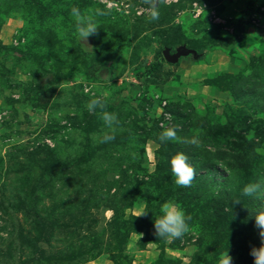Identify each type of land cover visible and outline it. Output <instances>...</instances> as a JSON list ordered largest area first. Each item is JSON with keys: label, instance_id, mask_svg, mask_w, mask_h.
I'll return each instance as SVG.
<instances>
[{"label": "rangeland", "instance_id": "obj_1", "mask_svg": "<svg viewBox=\"0 0 264 264\" xmlns=\"http://www.w3.org/2000/svg\"><path fill=\"white\" fill-rule=\"evenodd\" d=\"M155 3L150 21L145 0H0V264H222L228 253L253 264L264 0ZM73 6L110 9L88 46ZM180 46L198 55L167 61ZM93 98L104 109L89 113ZM102 110L115 113L112 129ZM167 127L176 139L161 142ZM177 151L194 169L187 187L171 173ZM248 183L260 185L253 196ZM167 200L191 225L170 242L153 227Z\"/></svg>", "mask_w": 264, "mask_h": 264}, {"label": "clouds", "instance_id": "obj_2", "mask_svg": "<svg viewBox=\"0 0 264 264\" xmlns=\"http://www.w3.org/2000/svg\"><path fill=\"white\" fill-rule=\"evenodd\" d=\"M148 4L147 17L150 21L159 19L160 11L155 0H145ZM110 9H95L92 12H84L80 8L73 6L70 9V16L74 21V36L82 44L88 46L89 36L95 34L99 26L97 17L107 15ZM93 51V50H92ZM89 113L96 109H104V103L99 98L90 99L86 104ZM99 118L103 121L105 128L112 129L117 122L115 113L107 110L99 112ZM113 137L105 134L101 137V142L110 141ZM159 141H174L176 139V130L172 127L164 128L158 136ZM196 141L193 140L192 143ZM171 173L174 182L178 186L187 187L194 175V169L189 161L188 156L177 151L169 159ZM260 185L256 183L245 184L242 188V194L245 196H253L259 190ZM148 210H142L136 216L145 214ZM153 213V212H152ZM255 227L259 230L261 244L259 247H253L250 255L253 257V264H264V211L257 212L254 215ZM190 217L186 215L184 209L175 201L167 200L160 204L158 215L153 214V227L155 236L165 242L182 238L191 229L189 224ZM222 264H232L231 257L228 253L227 259L222 260Z\"/></svg>", "mask_w": 264, "mask_h": 264}, {"label": "water", "instance_id": "obj_3", "mask_svg": "<svg viewBox=\"0 0 264 264\" xmlns=\"http://www.w3.org/2000/svg\"><path fill=\"white\" fill-rule=\"evenodd\" d=\"M188 54H193L194 56H197L198 52H196L193 49H186L183 46L178 47L175 53H171L170 49H166L164 51V56L166 60L170 62H176L179 59V57L188 55Z\"/></svg>", "mask_w": 264, "mask_h": 264}, {"label": "trees", "instance_id": "obj_4", "mask_svg": "<svg viewBox=\"0 0 264 264\" xmlns=\"http://www.w3.org/2000/svg\"><path fill=\"white\" fill-rule=\"evenodd\" d=\"M161 65V62L160 61H155L153 63H151L148 68L146 69L145 73H151L155 70H157Z\"/></svg>", "mask_w": 264, "mask_h": 264}]
</instances>
